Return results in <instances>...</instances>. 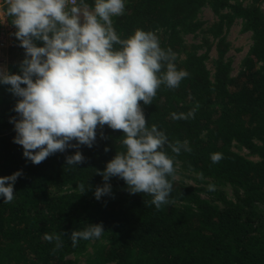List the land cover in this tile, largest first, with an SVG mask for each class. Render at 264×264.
Listing matches in <instances>:
<instances>
[{"label": "trees", "instance_id": "16d2710c", "mask_svg": "<svg viewBox=\"0 0 264 264\" xmlns=\"http://www.w3.org/2000/svg\"><path fill=\"white\" fill-rule=\"evenodd\" d=\"M87 3L92 6V0ZM263 4L126 0L124 13L112 18L121 38L136 29L153 31L161 48L176 53L177 69L188 72L174 89L162 84L151 104L139 102L147 126L155 124L169 142L187 141L191 149L177 155L165 146L174 177L181 174L197 185L172 179L169 203L159 209L150 203V195L130 193L117 176L107 182L110 193L94 197L96 187L105 183L99 172L124 151L122 130L98 126L92 147H69L39 164L26 159L22 146L13 142L16 133L9 122L19 119L14 106L20 98L10 86L0 85V176L22 172L13 186L14 199L3 203L0 197V264H61L68 255L83 254L90 256L89 264H264ZM207 6L217 19L205 28L199 13ZM235 19H241L252 43L234 75L226 31ZM196 33L204 34L202 53L199 44L185 40ZM214 43L212 71L207 60ZM24 56L16 40L6 70L18 73ZM197 104L193 118H171V113H187ZM76 151L83 161L68 166L65 158ZM212 153H221L222 159L213 163ZM209 184L214 190L209 191ZM97 223L104 229L99 238L79 239L72 246L73 230ZM45 234L58 235L61 246L56 248V241L44 239Z\"/></svg>", "mask_w": 264, "mask_h": 264}, {"label": "clouds", "instance_id": "9594fccd", "mask_svg": "<svg viewBox=\"0 0 264 264\" xmlns=\"http://www.w3.org/2000/svg\"><path fill=\"white\" fill-rule=\"evenodd\" d=\"M3 2L16 28L14 36L25 51L18 73L0 67V85L10 86L8 90L20 98L14 106L19 119L9 122L16 133L13 142L22 146L23 156L39 164L69 147H92L97 127L107 125L122 130L124 151L117 152L99 172L105 183L96 187L94 197L99 200L110 193L107 182L117 176L130 193L150 195L157 209L169 203L175 177L165 146L177 155L191 149L187 141L169 142L155 124L147 126L139 102L151 104L162 84L174 89L188 76L186 70L177 69L176 53L161 48L158 36L150 30L136 29L127 38L117 34L112 18L124 13L126 0H92L91 7L87 0ZM198 107L187 113L173 112L171 118H193ZM73 140L75 144L70 143ZM65 159L68 166H75L84 157L76 151ZM210 159L216 163L222 154L212 153ZM21 175L18 170L0 176L3 203L14 199L13 186ZM208 189L214 190V185ZM103 231L99 223L73 230L72 246L79 239L99 238ZM44 239L55 240L56 248L61 246L56 234H45Z\"/></svg>", "mask_w": 264, "mask_h": 264}, {"label": "rangeland", "instance_id": "374dc122", "mask_svg": "<svg viewBox=\"0 0 264 264\" xmlns=\"http://www.w3.org/2000/svg\"><path fill=\"white\" fill-rule=\"evenodd\" d=\"M230 2H234L236 0H229ZM242 2L243 4H249L251 0H238ZM90 6V5H89ZM91 7V6H90ZM263 10H264V4H263ZM199 18L205 22L204 27L208 28L211 26L212 23H214L217 19V16L215 13L211 10L209 6L202 8V10L199 13ZM242 21L241 19H235L234 23L230 26L229 30L226 31V41L229 42L228 46V52H227V60H230L232 65V73L235 75L238 73L239 69L241 68V65L247 56L248 49L252 43L251 34L248 31H244L242 28ZM204 34H187L185 35V40L189 44H199L201 46L200 52H204L205 45L203 44ZM215 43L212 46V49L209 53V59L207 60V66L210 68V70H214V61L216 59V49L214 47ZM0 67H3L6 69L5 66L1 65ZM237 150L240 151V149L237 148ZM241 152L243 154H248L249 151L246 149H241ZM250 156V155H249ZM252 157V156H251ZM175 179L178 182H182L188 185H197V182L193 179L187 178L185 176H182L181 174H177L175 176ZM228 194H231V190L228 188H225ZM204 197H206L203 194ZM264 217V215H263ZM87 254H83L81 256L76 255H68L66 256L62 261L61 264H89L90 260ZM112 264V263H111Z\"/></svg>", "mask_w": 264, "mask_h": 264}, {"label": "built area", "instance_id": "2783aa9c", "mask_svg": "<svg viewBox=\"0 0 264 264\" xmlns=\"http://www.w3.org/2000/svg\"><path fill=\"white\" fill-rule=\"evenodd\" d=\"M6 5L0 0V66L7 68L9 48L15 45L17 38L14 36L16 28L5 14Z\"/></svg>", "mask_w": 264, "mask_h": 264}]
</instances>
